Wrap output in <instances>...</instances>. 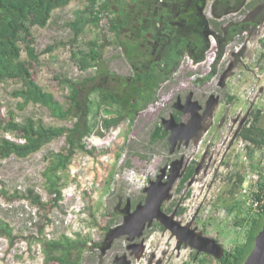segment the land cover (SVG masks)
I'll return each mask as SVG.
<instances>
[{
	"label": "rangeland",
	"instance_id": "1",
	"mask_svg": "<svg viewBox=\"0 0 264 264\" xmlns=\"http://www.w3.org/2000/svg\"><path fill=\"white\" fill-rule=\"evenodd\" d=\"M251 2L228 0L224 6L225 0L218 4L213 0H110L108 18L123 22L119 36L103 18L98 28L87 27L74 38L67 23L87 0H73L55 10L45 28H32L28 46L32 54L22 45L18 65L60 101L76 83L80 99L90 92L95 114L87 118L91 133L82 140L83 150H76L70 164L57 172L56 186L47 168L53 154L66 153L64 136L26 158L0 161V220L12 231L11 238L0 237V264H63L57 252L50 259L42 252L43 243L63 236L80 241L79 264H114L123 254L131 264H196L202 253L179 245L158 221L134 240L143 244L141 256L130 255L126 237L114 240L105 250L110 230L122 224L127 202L131 211L143 203L149 182L180 158L183 174L193 168V175L182 184V174L162 210L174 214L182 225L191 222V228L215 239L223 250L244 240L247 226L239 219L250 221L258 215L249 203V187L257 179L259 191L264 189V145L254 147L240 135L255 122L257 111L256 125L264 130V21L246 31L232 30L248 19ZM163 12L161 23L158 16ZM148 18L155 19L151 32L166 23L165 31L175 33L164 52L154 46L152 35H146ZM218 40L224 44V53L213 73ZM201 41H207L208 48L203 60L196 62ZM92 43L99 56L87 61ZM82 61L89 65L86 70ZM152 65L159 80L157 101L143 109L137 92ZM19 89L18 79H0L2 117L11 112L19 124L31 119L52 127L70 128L75 123L53 117L41 104L22 107V99L15 96ZM98 89L114 95L123 111L110 105V98L101 96ZM189 92L201 105L211 95L218 97V104L208 119L210 128L199 141L170 154L167 137L153 138L155 127L168 118L176 98ZM109 119L115 126L106 129L104 121ZM3 134L0 137L23 142L18 133ZM181 208L184 211L179 214Z\"/></svg>",
	"mask_w": 264,
	"mask_h": 264
},
{
	"label": "trees",
	"instance_id": "2",
	"mask_svg": "<svg viewBox=\"0 0 264 264\" xmlns=\"http://www.w3.org/2000/svg\"><path fill=\"white\" fill-rule=\"evenodd\" d=\"M73 0H0V79H18L21 82V89L15 91V96L22 99V107L29 103L41 104L47 107L50 114L60 120H75L72 127H52L46 126L42 122H34L31 119L25 120L23 124L15 122L14 115L10 112L6 117H2V104L0 103V133L14 132L18 133L23 142H15L5 136L0 137V161L11 156L18 158H26L31 154L38 152L43 146L48 144L55 138L64 136L66 139V153H56L52 155L50 165L47 168V174L50 182L56 186L59 178L57 172L64 170L71 162V158L76 150H83L82 140L91 133V127L87 118L91 114H95L92 107L93 102L90 100V92L84 98L80 99V87L76 83H71L68 95L63 96V101L53 97L51 93L45 92L34 80L31 72L24 66H19L18 62L21 58L22 45L29 49L32 43V28H45L55 10L68 6ZM123 1V0H122ZM112 13L110 0H87V5L73 13V20L67 23V27L72 32L74 38H78L87 27L94 29L99 27V23L103 18H108ZM109 29L111 32L119 36L123 22L118 19L108 18ZM250 23L239 24L232 30L237 32L246 31L250 27ZM232 40V37L227 39ZM219 49L217 52V60L212 66L213 73L216 71L218 60L222 57L224 44L218 40ZM202 51L196 62L202 61L204 52L208 48L207 41H201ZM95 43L89 52L85 55L87 61H96L99 52L95 49ZM31 51V50H30ZM50 51V49H49ZM32 54V51L30 52ZM88 63L82 61L83 70L88 68ZM155 65H152L143 75L141 89L137 92L139 100L142 102V108L148 107L157 101L156 90L159 86L158 77L155 74ZM101 96L110 98V105H116L118 112L123 111L117 103V99L110 93L98 89ZM135 106V105H134ZM106 111V110H105ZM108 112V110L106 111ZM85 114V115H83ZM259 111L255 114V122L249 127L244 128L241 137L252 144L254 147L260 148L264 145V130L256 125ZM114 127L115 122L110 119L104 121V127ZM156 132L154 139H166L165 132L160 124L155 127ZM4 135V134H3ZM194 169H188L181 178L180 182H187L193 175ZM86 174V173H84ZM243 178L239 179L238 185L241 184ZM184 209H180L182 213ZM239 222L247 226L244 240L236 244L230 250H224V254L220 259L202 254L197 257L196 264H243L247 256L250 254L254 240L260 232L264 222V208L262 212L250 221L240 218ZM12 231L0 220V237L11 238ZM43 254L50 259L53 253L59 254V259L63 264H79L82 250L80 241L71 240L63 236L58 240H47L43 243ZM193 255L192 257H194Z\"/></svg>",
	"mask_w": 264,
	"mask_h": 264
},
{
	"label": "water",
	"instance_id": "3",
	"mask_svg": "<svg viewBox=\"0 0 264 264\" xmlns=\"http://www.w3.org/2000/svg\"><path fill=\"white\" fill-rule=\"evenodd\" d=\"M217 104L218 97L211 95L205 108L200 112L202 106L198 101L193 100L192 92L187 94L184 103L179 97L176 98L173 108L184 115L189 114V117L186 121L177 122L173 115H169L162 120L165 131L169 132L167 142L170 154L175 153V149L181 145L188 146L190 142L199 141L211 126L208 119ZM183 161V158L173 161L154 181L149 182L148 187L144 189V202L136 205L133 211L130 210L127 202L122 224L110 230L105 250L111 247L114 240L126 237L129 241L127 250L130 251V255L141 256L143 244L135 243L134 240L140 238L153 221H158L178 239L179 245L184 244L195 250L197 254H206L217 260L222 258L224 250L215 239L199 234L195 228H191V222L181 225L175 220L174 214L168 215L162 210L163 202L169 198L173 185L183 174ZM114 264H131V261L126 254H123L114 259ZM243 264H264V222Z\"/></svg>",
	"mask_w": 264,
	"mask_h": 264
},
{
	"label": "flooded vegetation",
	"instance_id": "4",
	"mask_svg": "<svg viewBox=\"0 0 264 264\" xmlns=\"http://www.w3.org/2000/svg\"><path fill=\"white\" fill-rule=\"evenodd\" d=\"M209 1L211 2V0H209ZM250 1H252V2L249 3L250 6L248 7V10H247L248 11L247 12L248 19L245 20L244 22L240 23V24L250 23L251 24L250 27H253V26L259 25L260 22L264 21V0H250ZM227 2H228V0H225V4H223V5L224 6L227 5L228 4ZM213 3L218 4V0H213ZM164 19H165V12L160 13V15L158 16V20L161 23H163ZM147 20L150 21V23H147L148 32H147L146 35L148 37H150L152 35V38L154 40V46L155 47L156 46H160L158 51L159 52H164V49L168 48L169 43H171V41L176 38L175 37V33L174 32L172 33V31H168V32L165 31L167 29V27H168V25L166 23H164V26H162V28L160 30H155L154 32H151L150 30H151L152 22L155 21V19L154 18H148ZM164 33H166V34H164ZM155 47L153 48V51L157 50V49H155ZM174 56L176 58V56H178V53L175 54ZM186 96L184 98H181L180 96H178V97L181 99V102L184 103ZM209 97H208V99H209ZM208 99L205 101L204 105H201L199 103L202 106V109H201L200 112H202L203 109L205 108ZM193 100H196V99H194V94H193ZM173 104L170 107L171 113L169 115H173L177 122L186 121L188 119V117H189V114L184 115L183 113L175 110L173 108ZM156 108L158 109V105H157ZM163 119L164 118L161 119L159 124L162 126L163 130L165 131L164 126L162 124V120ZM165 132H167V131H165ZM168 135H169V132H167V138H168ZM167 144H168V142H167ZM182 146L183 145L177 147L175 149V151L180 150ZM168 147H169V145H168ZM177 212L179 213V211H177Z\"/></svg>",
	"mask_w": 264,
	"mask_h": 264
},
{
	"label": "built area",
	"instance_id": "5",
	"mask_svg": "<svg viewBox=\"0 0 264 264\" xmlns=\"http://www.w3.org/2000/svg\"><path fill=\"white\" fill-rule=\"evenodd\" d=\"M258 188L259 186L256 179L252 181V185L251 187H249V189H251L252 191L250 196L252 199H249V203L252 204L253 210L257 214H260L264 208V189L262 190V192H260Z\"/></svg>",
	"mask_w": 264,
	"mask_h": 264
},
{
	"label": "bare ground",
	"instance_id": "6",
	"mask_svg": "<svg viewBox=\"0 0 264 264\" xmlns=\"http://www.w3.org/2000/svg\"><path fill=\"white\" fill-rule=\"evenodd\" d=\"M178 222V221H177ZM182 225V224H181ZM190 248V247H189Z\"/></svg>",
	"mask_w": 264,
	"mask_h": 264
}]
</instances>
